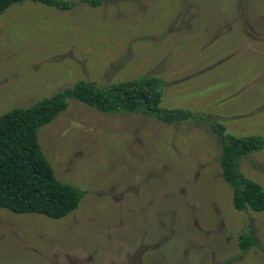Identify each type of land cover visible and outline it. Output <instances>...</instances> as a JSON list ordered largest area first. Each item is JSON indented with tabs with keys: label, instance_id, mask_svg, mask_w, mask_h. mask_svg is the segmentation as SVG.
<instances>
[{
	"label": "rangeland",
	"instance_id": "rangeland-1",
	"mask_svg": "<svg viewBox=\"0 0 264 264\" xmlns=\"http://www.w3.org/2000/svg\"><path fill=\"white\" fill-rule=\"evenodd\" d=\"M70 1L0 14V116L81 81L151 75L162 107L204 117L168 124L69 100L38 137L84 196L61 218L0 207V264H264V212L234 207L211 128L264 136V0ZM241 170L264 186V148Z\"/></svg>",
	"mask_w": 264,
	"mask_h": 264
},
{
	"label": "trees",
	"instance_id": "trees-1",
	"mask_svg": "<svg viewBox=\"0 0 264 264\" xmlns=\"http://www.w3.org/2000/svg\"><path fill=\"white\" fill-rule=\"evenodd\" d=\"M23 1L0 0V14L12 4ZM32 1L62 10L71 9L76 4L70 0ZM82 1L92 6L102 2ZM164 86V80L151 75H141L105 87L81 81L33 106L12 109L0 116V207L15 213H39L52 218L64 217L79 207L85 192L57 178L38 137L40 129L64 111L71 99L107 113L127 111L155 115L168 124L203 119L202 114L190 109L162 107ZM211 128L221 141L219 162L223 178L232 190L234 207L264 212V186L241 170L244 157L264 148V136H236L227 132L221 123L211 124ZM254 241L252 232L241 234L242 252Z\"/></svg>",
	"mask_w": 264,
	"mask_h": 264
}]
</instances>
